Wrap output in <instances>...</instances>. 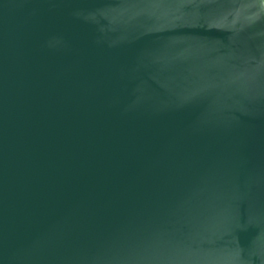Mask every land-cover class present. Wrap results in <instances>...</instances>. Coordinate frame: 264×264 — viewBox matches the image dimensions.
<instances>
[{
	"label": "water",
	"instance_id": "95a60500",
	"mask_svg": "<svg viewBox=\"0 0 264 264\" xmlns=\"http://www.w3.org/2000/svg\"><path fill=\"white\" fill-rule=\"evenodd\" d=\"M0 264H264V0H0Z\"/></svg>",
	"mask_w": 264,
	"mask_h": 264
}]
</instances>
